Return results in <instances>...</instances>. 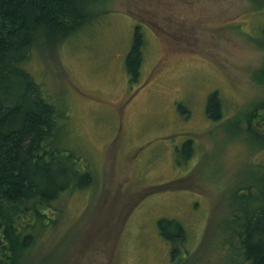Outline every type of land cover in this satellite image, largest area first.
<instances>
[{
    "label": "rangeland",
    "instance_id": "rangeland-1",
    "mask_svg": "<svg viewBox=\"0 0 264 264\" xmlns=\"http://www.w3.org/2000/svg\"><path fill=\"white\" fill-rule=\"evenodd\" d=\"M90 5L92 23L60 44L40 43L29 59L56 106L61 145L91 180L54 202L55 223L28 264L241 262L234 232L225 241L220 227L264 164V145L248 132L264 133V118L250 117L264 100L255 72L264 60V0ZM135 30L142 61L131 81L125 57ZM213 92L216 118L206 111ZM159 218L185 227L179 255L170 256Z\"/></svg>",
    "mask_w": 264,
    "mask_h": 264
},
{
    "label": "trees",
    "instance_id": "trees-1",
    "mask_svg": "<svg viewBox=\"0 0 264 264\" xmlns=\"http://www.w3.org/2000/svg\"><path fill=\"white\" fill-rule=\"evenodd\" d=\"M94 18L90 0H0V264H28L33 243L55 223L54 202L62 192L82 189L83 180H91L89 171L77 166L75 154L61 145L56 106L28 66L35 46L60 44ZM260 35L264 46V26ZM141 43L135 30L125 57L131 81L138 78ZM255 72L264 77V60ZM207 99L206 111L216 118L217 92ZM251 111L250 117L263 119L264 100ZM248 132L264 145V133ZM257 173L254 186L243 189L241 205L220 227L225 241L234 232L233 249L241 258L235 264H264V164ZM156 226L170 256L179 255L187 238L182 223L159 218Z\"/></svg>",
    "mask_w": 264,
    "mask_h": 264
}]
</instances>
